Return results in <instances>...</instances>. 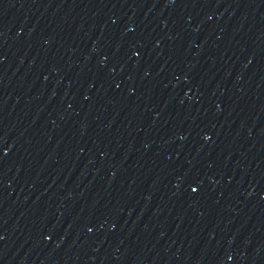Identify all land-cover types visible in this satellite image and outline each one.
Masks as SVG:
<instances>
[{
	"label": "water",
	"instance_id": "1",
	"mask_svg": "<svg viewBox=\"0 0 264 264\" xmlns=\"http://www.w3.org/2000/svg\"><path fill=\"white\" fill-rule=\"evenodd\" d=\"M0 264H264V0H0Z\"/></svg>",
	"mask_w": 264,
	"mask_h": 264
}]
</instances>
